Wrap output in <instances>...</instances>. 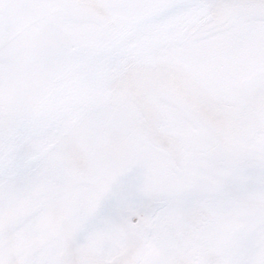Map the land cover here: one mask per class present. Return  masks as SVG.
Here are the masks:
<instances>
[{"label": "snow or ice", "instance_id": "1", "mask_svg": "<svg viewBox=\"0 0 264 264\" xmlns=\"http://www.w3.org/2000/svg\"><path fill=\"white\" fill-rule=\"evenodd\" d=\"M0 264H264V0H0Z\"/></svg>", "mask_w": 264, "mask_h": 264}]
</instances>
